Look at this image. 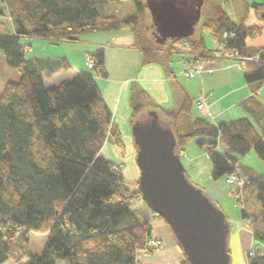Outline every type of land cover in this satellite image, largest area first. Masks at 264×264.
I'll list each match as a JSON object with an SVG mask.
<instances>
[{
	"label": "trees",
	"instance_id": "trees-1",
	"mask_svg": "<svg viewBox=\"0 0 264 264\" xmlns=\"http://www.w3.org/2000/svg\"><path fill=\"white\" fill-rule=\"evenodd\" d=\"M181 1L184 12L197 16L201 0ZM132 2L134 13L120 18L106 12L109 0H0V52L7 65L21 73L0 95V264L9 260L16 264H141L138 255L150 250L152 226L140 219L135 208L137 202L144 204L140 184L130 189L122 165L102 152L110 137L125 152L122 135L113 127L112 110L97 83V77L108 78L104 51L91 55L95 62L91 73L48 88L42 76L44 64L29 59L22 43L31 39L74 43L85 34L128 30L142 48L146 65L160 64L172 71L170 55L182 53L179 48L184 43L197 54L195 59L223 62L212 56L215 50L203 38L190 37L170 40L162 61L146 38L149 46L142 45L139 28L148 16L146 3ZM231 2L204 0L203 29L239 61L254 58L244 68L252 96L242 103L251 118L215 124L196 114V99L185 93L178 112L162 108L170 121L161 122L172 130L181 158L192 141L207 151L214 182L233 174L248 180L237 190L242 194L240 219L249 223L258 247L264 245V176L241 164L240 158L254 151L264 161V103L257 94L264 86V46L247 43L263 33L259 24L247 23L249 8L264 9V1L246 4L238 20L226 10ZM225 32L234 36L224 38ZM59 68L71 70L66 61L59 62ZM130 104L131 127L147 107L158 108L137 83L131 86ZM182 116L189 119L186 127L178 124ZM31 233H47L48 242L42 255L25 260ZM183 257L182 264H189ZM248 260L264 264V254L256 248L248 253Z\"/></svg>",
	"mask_w": 264,
	"mask_h": 264
},
{
	"label": "crops",
	"instance_id": "crops-1",
	"mask_svg": "<svg viewBox=\"0 0 264 264\" xmlns=\"http://www.w3.org/2000/svg\"><path fill=\"white\" fill-rule=\"evenodd\" d=\"M123 1L132 3L133 9H130L129 13H134L135 9L132 0H109L106 12L109 14L115 12L120 16L123 11L118 8V3ZM120 18L124 17L120 16ZM94 36L96 37L79 39L78 42L74 43L52 44L47 41L49 45L55 48L56 56L43 57V55L36 54L33 57H29V59L44 64L42 76L46 87L49 88L59 86L65 81H70L80 73H89L84 70V66L74 63L71 58V53L75 52L76 46L80 48L77 53L84 55L86 58H90L98 50H103L105 54L104 69L108 74V78L97 77V83L105 101L112 110L114 130L121 133L126 149L134 153L135 157H137V146L134 137L132 133L129 135L124 134V129L127 125H130V118L133 112L130 104L131 86L133 83H137L149 95L150 101L158 106V108L147 107L141 116L143 120L153 118L151 117L153 112L149 113V109L162 111L163 108L172 113L178 112L182 107L185 93L196 99L194 105L196 114H199L196 110L197 103L204 99L213 114L212 119L215 124L233 121L236 120V117H238L237 119L251 117L243 109L242 103L252 96V87L245 83L244 71L241 74L240 66L233 62L223 61L220 63L211 61L213 63L209 62L207 70L199 75L200 81L198 84H188L189 82L184 84L181 80L184 77L181 70L175 73L174 70L169 71L160 64L146 65L144 63L142 48L138 45L136 46L137 41L133 32L128 30L110 31L98 33ZM165 52L167 53V51ZM61 61H66L71 66V70L60 69L59 62ZM51 69H54L55 72L51 73ZM213 80H215V83H208ZM257 94L264 103V86ZM199 115L204 117L201 114ZM188 123L189 119L186 116H182L178 124L186 127ZM110 143L118 149L111 137L106 145ZM198 148L195 142L191 147V151H187L181 158L185 168L186 165L189 167V171L186 170L189 178L190 175L192 177L195 173L199 175L196 160L198 158L203 159L204 153L197 155L196 149L198 151ZM219 150L222 151V147ZM102 152L104 155V149ZM188 158L191 159V164L188 163ZM226 184V179L223 178L212 183L208 188L209 190H207L208 195L218 206L223 196L230 195V188L228 189ZM138 203L141 206L142 203ZM138 216L142 221H147L152 226L153 236L163 239L165 243L163 248L154 251L151 255H138L139 262L141 264H182L183 253L167 224L157 218L151 210L142 211ZM11 262V264H15L13 261Z\"/></svg>",
	"mask_w": 264,
	"mask_h": 264
},
{
	"label": "water",
	"instance_id": "water-1",
	"mask_svg": "<svg viewBox=\"0 0 264 264\" xmlns=\"http://www.w3.org/2000/svg\"><path fill=\"white\" fill-rule=\"evenodd\" d=\"M184 12L181 0H149L147 10L163 43L189 38L200 19ZM132 127L143 202L163 219L189 264H229L230 225L223 210L194 185L176 151V140L156 113Z\"/></svg>",
	"mask_w": 264,
	"mask_h": 264
},
{
	"label": "rangeland",
	"instance_id": "rangeland-1",
	"mask_svg": "<svg viewBox=\"0 0 264 264\" xmlns=\"http://www.w3.org/2000/svg\"><path fill=\"white\" fill-rule=\"evenodd\" d=\"M143 1L147 3L149 0H143ZM219 1H221V3H225V0H206V3H211V2L218 3ZM231 1H232L231 3L226 4V10L231 14L234 20H238L242 15H244V12L246 10V4L262 3L264 0H231ZM118 4H119L118 8L123 11L120 16L124 18L127 17L130 14L129 13L130 9H133L132 3L128 1H123ZM249 9H250L249 15H248L249 18H248L247 23L250 25L259 24L263 29V33L261 36L257 38H248L247 43L250 46H264V9H261L259 11H256L253 8H249ZM144 19H145L144 23H142L141 27L139 28V33L141 34V36H143L142 38L144 39L143 41L144 43L142 45L143 47L149 46L148 43L146 42V39H147L149 44L152 46L151 48L155 49L160 55V59L164 61L165 53H166L165 51H167L171 47V41L169 40L165 43L159 42L157 35H155L156 31L153 28V20H152L149 10H148V16H146V18ZM205 19H206V10L205 8H203L201 11L200 19L194 27L195 28L194 33L190 36V38L191 39L203 38L207 47L211 50H215L216 43L211 38V36L203 29V23L205 22ZM96 34L98 33L82 35L80 37V40L86 39L88 37H96L94 36ZM22 43L24 47H26L27 49L26 55L28 58L33 57L36 54L40 56L43 55V57L54 56L56 54L55 48L49 45L47 41L43 39L25 40ZM78 47L79 46H76L75 52L71 53L72 54L71 58L74 63L78 64L79 66H84V70H87L88 72L91 73L92 70L88 69L86 65L88 58H86L82 54L80 55L77 53L78 51H80V48ZM179 51L182 53L180 54L176 53V54L170 55L169 67L172 70H174L175 73H178L180 70L182 71V74L184 75V77L181 78L182 83L186 84V82H189L188 84H193V85L198 84V82L200 81L199 75L196 76L194 79H188L186 75L184 74L183 62L185 59L188 58V53L185 52L184 50L182 51L181 47L179 48ZM237 60L238 61H235L233 63L240 66L239 69H240V73L242 74L246 64L244 63V61H239V59ZM208 64L209 63H207V65ZM207 65L205 67V71L207 70ZM20 77H21V73L17 71L16 69L9 67L7 65L5 56L3 55L2 52H0V95L3 92L8 82L19 80ZM208 83H211V84L215 83V80L209 81ZM149 111H150L149 113L156 112L158 116L160 117V120L163 123H167L170 121L168 118L169 116L166 115L163 111H158V110H153V109H149ZM237 118L238 117H236V119ZM206 119L215 123L212 118L206 117ZM124 130H125L124 134L126 135H129L132 133V127L130 125H127V127ZM194 143L195 142L192 141L189 144L187 148L188 152L191 151V147L192 145H194ZM196 152H198L197 155H202V153L206 155L203 154V159L198 158V160H196L198 164L197 172L199 173V175H196L197 173H195L194 176L192 177L190 175V180L194 185L204 190V192L208 195L207 190H209L208 189L209 186L212 183H214L211 177V165L212 164L210 162L209 157L207 156L208 154L205 149L198 148V151L196 149ZM133 154L134 153H131L129 150L126 149V147H125V152H121L119 149H116L114 146H112L111 143L107 144L106 147L104 148L105 157L122 165L123 172L126 177V182L129 188L132 190H135L137 189V182L140 179V169L137 164V157H135ZM240 160L242 164L251 167L256 172L264 176V161L261 160L254 151L248 153L246 156L241 157ZM190 162H191V159L188 158V163ZM186 170L189 171V167L187 165H186ZM227 187L228 189L230 188L229 189L230 195H227L226 197L223 196L222 200H220V203L218 204H219V207L225 213L227 217V221L230 225V234L228 236V250H229V256H230L229 264H249L248 253L255 251L256 248L259 250V252L264 253V245H260L256 247V244H255V241L252 235V230L249 227V223L243 222L240 219V211H241L240 206L241 205L238 203L239 200L237 199V195L234 192V190L231 189V186L228 185ZM135 205H136L135 208L138 210L137 211L138 214H141L142 211L150 210L143 203L141 204V206L138 202L135 203ZM47 242H48L47 233H31L29 236V242L26 246L27 257L25 260H28L30 255H39V256L42 255L47 245ZM164 245L165 243L162 245L161 248H163ZM161 248H159V250ZM11 261L13 260H9L5 262L4 264H11L12 263Z\"/></svg>",
	"mask_w": 264,
	"mask_h": 264
},
{
	"label": "built area",
	"instance_id": "built-area-1",
	"mask_svg": "<svg viewBox=\"0 0 264 264\" xmlns=\"http://www.w3.org/2000/svg\"><path fill=\"white\" fill-rule=\"evenodd\" d=\"M233 36H234L233 33L225 32L223 37L228 38V37H233ZM181 50L182 51L184 50L185 52L188 53V58L185 59L183 62L184 74L186 75V77L188 79H194L196 76L201 75L205 71V67L208 62L203 59H195L197 58V54L193 52V50L191 49L188 43H184L181 46ZM212 56L215 59L228 61V62L238 61L237 60L238 58L230 54V52H228L225 49L224 45L221 43H216V48ZM253 60L254 58H244L241 61H244V63H246L247 61H253ZM86 65L89 69H93L95 67V62L91 58H88ZM196 110L198 111L199 114L203 115L204 117L213 118V114L210 111L204 99H201L197 103ZM208 147L209 146H206V148ZM226 182L229 186H231V189L234 190V192L236 193L237 199L239 200V202L242 203V194L238 193L237 190L242 189L246 184H248V180L239 177L238 174H233L226 178ZM163 244H164L163 239L154 237V236L148 241V246L151 251L158 250L159 248L162 247ZM150 250L141 252L139 255H149Z\"/></svg>",
	"mask_w": 264,
	"mask_h": 264
},
{
	"label": "flooded vegetation",
	"instance_id": "flooded-vegetation-1",
	"mask_svg": "<svg viewBox=\"0 0 264 264\" xmlns=\"http://www.w3.org/2000/svg\"><path fill=\"white\" fill-rule=\"evenodd\" d=\"M156 33H157V32H156ZM157 37H159V36H158V33H157ZM145 120H146V119H145Z\"/></svg>",
	"mask_w": 264,
	"mask_h": 264
}]
</instances>
